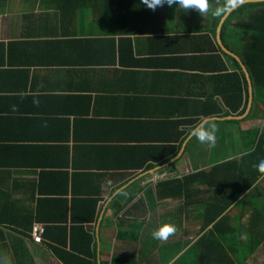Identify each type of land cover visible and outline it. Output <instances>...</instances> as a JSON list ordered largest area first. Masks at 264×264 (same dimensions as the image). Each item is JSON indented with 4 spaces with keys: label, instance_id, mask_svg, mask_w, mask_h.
<instances>
[{
    "label": "crops",
    "instance_id": "crops-1",
    "mask_svg": "<svg viewBox=\"0 0 264 264\" xmlns=\"http://www.w3.org/2000/svg\"><path fill=\"white\" fill-rule=\"evenodd\" d=\"M250 10L228 23L239 52L221 35L232 11L217 19L175 5L99 13L0 0V257L62 264L50 247L58 242L29 238L28 218L43 199L34 222L70 221L73 199L90 196L98 264H264V173L245 166L255 179L245 188L251 177L243 183L231 164L249 136L264 138V106L242 124L220 117L244 102L246 80L250 97L242 64L251 34L237 24L252 13L258 74L264 65V9ZM197 121L218 125L214 149L189 134ZM164 223L176 233L154 240Z\"/></svg>",
    "mask_w": 264,
    "mask_h": 264
},
{
    "label": "trees",
    "instance_id": "trees-1",
    "mask_svg": "<svg viewBox=\"0 0 264 264\" xmlns=\"http://www.w3.org/2000/svg\"><path fill=\"white\" fill-rule=\"evenodd\" d=\"M47 3L51 4L53 7L55 6L56 9H96L99 11V13H102L103 10H110V9H148L146 6H144L141 3V0H46ZM166 5V4H165ZM173 6V5H172ZM176 6V5H175ZM254 7L262 8L264 9V2H248L245 4H242L238 8L232 11L228 19L226 20L225 24L222 27L221 35L222 39L224 40L225 44L227 47L231 48L233 51H239L241 48L237 47L236 44V36L238 35V31L233 34V43L230 44V40L228 39V36L226 34L229 32L228 30V23L232 21L234 18H236L240 12H243L244 9L247 10H252ZM250 10V11H251ZM150 11V9H149ZM148 11H144V13H147ZM118 17V14H117ZM255 15L252 13L249 17V19L240 22L237 24V28L239 25L242 27L241 30L251 34L250 36V43L245 47L246 53L243 56V62H245V65L247 66V70L250 74L251 81L253 84V106L249 114L243 119V120H229L230 123H236V124H242L246 120H249L251 117H253V109L258 106L259 103H262L264 106V65L260 68L261 72L258 74V67L257 65V60H255L257 55H260L259 50L254 51L253 46L255 37V32L253 33V26H252V20L254 19ZM227 28V29H226ZM255 34V35H254ZM262 36V35H261ZM263 37V36H262ZM232 41V40H231ZM260 45L262 49V55L264 56V39H260ZM256 55V56H255ZM234 60V64L237 67L238 70L243 72L240 64L237 62L236 59ZM264 60V57L262 58ZM264 62V61H263ZM240 96L238 104L234 107L231 103L230 105V111L225 112L221 118L229 116V115H236V116H242L245 114L249 102V84L248 81H245V96H244V102L243 98ZM236 99V96H235ZM218 112L221 111H215L214 113H206L208 116L211 114L216 115ZM228 121V120H227ZM226 121V122H227ZM224 121V123H226ZM199 122L197 121V124ZM218 123V122H217ZM196 125V124H195ZM193 125L192 127H194ZM191 127V128H192ZM250 147H247L248 150L246 151V155L243 157V159L238 162L235 161L234 164L235 168V175H239L238 173L241 171L244 176H240L241 181L244 182V177H251L250 180H247L245 188L250 187L253 185L255 182V179L253 177L252 171L250 169L252 168H257L255 167L258 165L255 161L259 160V156L262 154L264 155V138L261 137L259 138V130H257L256 135L251 138ZM257 143V145H256ZM264 157V156H263ZM172 159V157H171ZM170 160V159H169ZM168 159L165 161L167 162ZM215 167L220 168L221 166L214 165ZM250 168L248 170V168ZM259 170L256 173L255 176L262 175ZM205 174L200 173V174H194V175H189L186 177H183V181H187L188 179L191 178H196V177H203ZM256 178V177H255ZM245 190V189H244ZM242 190L241 193L244 191ZM92 197H82V199L77 200L73 199V202L70 203L69 208L70 210V221H66L63 223H58V224H43L44 226V231L42 233V239H51L53 241L58 242L60 246L57 245H52L50 246L53 250V253L56 255L58 260L62 264H98L97 259H98V254L96 253V250H94V233L92 229H88L87 225L88 223H93L95 219V213L97 212L98 209V199H91ZM43 199H39L37 203V208L35 211V214H31L28 218V235L29 238L32 239L31 236V228L33 224L35 223L34 221H43L42 217V210ZM59 201V199H57ZM65 201H67L65 199ZM45 206V204H44ZM80 208L81 210H86L90 212V216L88 219L85 218H79L76 215V209ZM2 223V222H1ZM14 224H19V222H14ZM56 233L58 237H51V233ZM42 241V240H41ZM40 241V242H41ZM36 242V241H33ZM38 243V242H37ZM65 247H68L66 249ZM137 264V261L133 258H126V257H118V256H113V259L110 261H101V264Z\"/></svg>",
    "mask_w": 264,
    "mask_h": 264
},
{
    "label": "clouds",
    "instance_id": "clouds-1",
    "mask_svg": "<svg viewBox=\"0 0 264 264\" xmlns=\"http://www.w3.org/2000/svg\"><path fill=\"white\" fill-rule=\"evenodd\" d=\"M141 3L148 9L155 11L158 7L176 5L181 11L188 12L195 10L200 16L211 14L213 18H222L228 13L229 9H235L242 0H216V5L213 6L211 0H141ZM219 128L215 122L202 121L196 124L189 130V134L201 144L206 145L209 150L216 147L217 132ZM255 167L261 173H264V160H261ZM177 231L174 224L164 223L152 231L151 236L157 241H167ZM0 264H11V260L7 255L0 257Z\"/></svg>",
    "mask_w": 264,
    "mask_h": 264
},
{
    "label": "water",
    "instance_id": "water-1",
    "mask_svg": "<svg viewBox=\"0 0 264 264\" xmlns=\"http://www.w3.org/2000/svg\"><path fill=\"white\" fill-rule=\"evenodd\" d=\"M248 2H264V0H243L242 3L239 4L236 8H238V7L241 6L242 4H245V3H248ZM236 8H235V9H236ZM235 9H230V10L228 11V13H230L231 11H233V10H235ZM223 49H224L225 51H227L228 53H231V52H229L228 50H226L224 47H223ZM234 56H235V55H234ZM235 57H236V56H235ZM242 67H243V69H244V71H245V73H246V75H247V78H248V80H249V82H250V76H249V73H248L246 67H245L243 64H242ZM252 101H253V88H252V84H251V82H250L249 106H248V108H247L245 114L242 115V116H238V117L230 116L229 118H230V119H242V118H245V117L249 114V112H250ZM210 120H214V118H211Z\"/></svg>",
    "mask_w": 264,
    "mask_h": 264
},
{
    "label": "built area",
    "instance_id": "built-area-1",
    "mask_svg": "<svg viewBox=\"0 0 264 264\" xmlns=\"http://www.w3.org/2000/svg\"><path fill=\"white\" fill-rule=\"evenodd\" d=\"M44 231L43 224L35 222L31 228V236L33 241L40 242L42 240V233Z\"/></svg>",
    "mask_w": 264,
    "mask_h": 264
}]
</instances>
